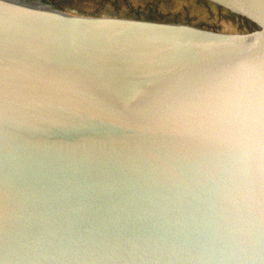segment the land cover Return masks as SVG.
<instances>
[{
	"label": "water",
	"instance_id": "1",
	"mask_svg": "<svg viewBox=\"0 0 264 264\" xmlns=\"http://www.w3.org/2000/svg\"><path fill=\"white\" fill-rule=\"evenodd\" d=\"M208 1L0 0V264H264V0Z\"/></svg>",
	"mask_w": 264,
	"mask_h": 264
},
{
	"label": "rangeland",
	"instance_id": "2",
	"mask_svg": "<svg viewBox=\"0 0 264 264\" xmlns=\"http://www.w3.org/2000/svg\"><path fill=\"white\" fill-rule=\"evenodd\" d=\"M84 14L120 15L167 22H183L225 31H246L253 25L208 0H59Z\"/></svg>",
	"mask_w": 264,
	"mask_h": 264
}]
</instances>
